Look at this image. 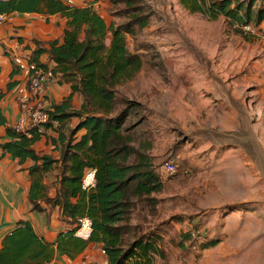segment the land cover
<instances>
[{
    "label": "rangeland",
    "instance_id": "1",
    "mask_svg": "<svg viewBox=\"0 0 264 264\" xmlns=\"http://www.w3.org/2000/svg\"><path fill=\"white\" fill-rule=\"evenodd\" d=\"M137 1L148 25L125 40L143 67L118 86V109H130L133 146L151 158L164 189L154 202L136 203L126 243L159 233L164 255L153 264H264V36L191 14L178 0ZM90 2L108 25L129 22L124 2ZM111 40L109 33L107 46ZM219 114L235 132L210 130ZM136 161L133 154L127 164ZM167 162L175 174L163 172ZM189 232L201 234L197 244L181 246Z\"/></svg>",
    "mask_w": 264,
    "mask_h": 264
},
{
    "label": "trees",
    "instance_id": "2",
    "mask_svg": "<svg viewBox=\"0 0 264 264\" xmlns=\"http://www.w3.org/2000/svg\"><path fill=\"white\" fill-rule=\"evenodd\" d=\"M120 1L128 6L125 13L129 15V22L116 26L108 25L94 4L74 6L66 0H0V15L39 14L66 21L61 38L47 43L33 38L24 47V51L29 52L23 56L42 69L53 63L59 82L70 84V93L59 102L48 94L43 97L49 114L44 135L35 129L18 133L6 127V140L0 143V150L21 163L33 161L29 168L32 211H46L43 203L58 206L67 218L66 222L72 225L66 232L58 234L55 242H49L37 233L30 221H19L3 238L0 264H46L55 258V246L69 258H74L92 243L102 245L109 264H153L155 254L164 255L159 249L162 236L154 231L137 236L131 244L126 243V236L132 229L129 227L131 212L136 203L154 202L151 196L163 191L164 182L152 166L151 158L138 153L133 146V137L126 127L130 109H118L122 104L117 96L118 86L134 79L143 67L141 56L129 53L125 36L134 35L137 26L148 25V17L137 0ZM178 2L191 14H201L213 21L225 17L242 33L244 26L260 29L264 23L263 0ZM109 33L112 40L107 46ZM23 41V38L18 39L20 44ZM44 57L47 62L42 61ZM16 69L12 76L20 73ZM20 82H10L8 90L16 89ZM76 95L82 99L80 109L75 107ZM2 97L3 93H0V100ZM5 122L0 107V125ZM55 122L59 124L57 127H54ZM50 131L55 134L52 142L61 146L60 159L40 153L34 147ZM133 154L137 161L127 164ZM58 167L59 188L53 197L43 179ZM92 170L95 171L96 186L84 189L83 179ZM86 217L92 221V233L85 241L77 238L75 233L79 220ZM198 236L201 234L195 237L192 232L183 234L181 246L188 242L195 246ZM217 244L218 241H211L208 246ZM203 247L201 242L200 248Z\"/></svg>",
    "mask_w": 264,
    "mask_h": 264
},
{
    "label": "crops",
    "instance_id": "3",
    "mask_svg": "<svg viewBox=\"0 0 264 264\" xmlns=\"http://www.w3.org/2000/svg\"><path fill=\"white\" fill-rule=\"evenodd\" d=\"M75 3L74 6L93 5L89 0H75ZM96 3L103 5L101 2ZM6 18V22L0 27V93H3V97L0 100V107L6 118V122L0 125V143L6 140V125L14 124L19 117V109L14 94L15 87L8 90V84L10 82L19 81L22 78L20 73L12 76V73L17 71L12 60L14 46L19 47V53L27 55L29 51H24V47L30 44L33 38L44 43L59 39L63 34L66 24L65 19H61L57 16L48 17L39 14H11L7 15ZM260 28H264V23H262ZM19 38L24 39L22 44L18 42ZM33 48L34 46L31 44V49ZM45 60L46 58L44 57L42 61L47 62ZM50 65L54 64L50 63ZM261 76L264 77V68L261 72ZM226 82L227 81H224L222 83L224 88ZM58 89H60V91ZM68 89L69 91L67 92ZM70 91V84L63 82L61 86L59 84H51L48 87L47 94L52 97V100L59 102L63 97H66ZM79 98L78 95L74 98L76 109L80 108L81 105H78L77 99L79 100ZM220 101H222L223 108L226 109L227 99L223 97ZM246 105H248V101H246ZM229 118L236 120L237 117L230 116ZM236 128L235 125L228 124V116L226 114H219V116L213 118L210 130H216L225 135L227 130L235 132L232 130ZM81 135L82 133L79 134V136ZM53 136H55V134L50 131L39 140L34 147L40 153L51 154L54 158L60 159L61 146L59 145L57 147L52 142ZM32 165V160L21 163L18 159H13L10 155L3 154L2 150H0V248L3 238L16 227L19 221H30L37 233L49 242H55L58 234L66 232L72 226L66 222L67 218L63 216L58 206L53 207L52 205L43 203L42 205L46 208V211H32V204L29 201V190L31 186L29 168ZM59 167L55 168L43 179V183L49 188V195L53 197L57 193V188H59ZM52 263L107 264L108 258L102 254L101 244H90L83 252L74 258H69L66 253L58 251L55 246V258Z\"/></svg>",
    "mask_w": 264,
    "mask_h": 264
},
{
    "label": "built area",
    "instance_id": "4",
    "mask_svg": "<svg viewBox=\"0 0 264 264\" xmlns=\"http://www.w3.org/2000/svg\"><path fill=\"white\" fill-rule=\"evenodd\" d=\"M89 1L97 2V0ZM66 3L69 5L76 4L75 0H66ZM6 16L7 15L4 14L0 15V27H2L6 22ZM242 29L246 34L264 36V28L257 29L252 25H247ZM18 49V46H14L12 60L22 76L20 84L14 91L16 103L19 109V117L14 124H7L6 127H11L18 133H26L29 129H35L41 135H44L47 131L45 125L49 122V114L45 110L43 97L47 94L48 87L51 84L57 83L58 77L54 72V66L52 67L49 65L46 69L39 68L36 63L29 62V60L25 59V57L18 52ZM58 125V122L54 123V127H57ZM162 169L163 172L168 175H173L177 172V167L171 162L165 163ZM95 186V171H88L83 179V188L92 189ZM91 233V219L87 217L80 219L75 236L83 240H88ZM197 234L199 233L192 232L194 237L197 236ZM102 254L106 256V252L103 248ZM46 264L53 263L48 262Z\"/></svg>",
    "mask_w": 264,
    "mask_h": 264
}]
</instances>
